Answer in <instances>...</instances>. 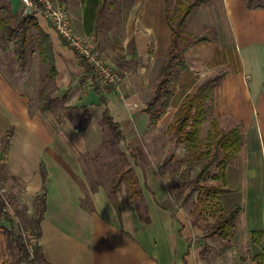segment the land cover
Instances as JSON below:
<instances>
[{"label":"crops","instance_id":"0c3cea01","mask_svg":"<svg viewBox=\"0 0 264 264\" xmlns=\"http://www.w3.org/2000/svg\"><path fill=\"white\" fill-rule=\"evenodd\" d=\"M7 1L10 15L18 16L21 1ZM55 1L68 11L76 33L91 39L103 60L122 77L127 103L113 91L103 96L108 115L124 136L116 145L124 153L123 146L125 150L131 147L128 138L145 137L149 132L145 111L170 46L166 6L169 11L171 5L192 0ZM203 1L187 18L185 32L207 36L208 41L188 47L187 70L175 74L170 105L155 127L169 115H176L186 97L200 86L218 78L208 101L209 120L218 123V130H239L242 137L239 152L225 169L226 194L234 193L236 185L243 191L245 188V197H249L245 205L227 210L241 208L232 248L222 252L221 245L188 241L177 228L178 214L154 163L141 166L129 156L133 161L130 169L141 188V214L125 191L113 198L96 174L92 177L88 168L84 174L83 159L106 152L105 132L97 119L99 114L102 119L103 105L74 51L62 44L44 19L36 17L50 37L54 54L52 97L61 99L62 108L75 110L60 119L53 111L38 110L41 60L34 53V64L18 86L11 87L0 73V146L11 131L4 170L20 184V205L33 209L36 196L46 189L39 224L43 264H257L253 257L264 250V9H247L244 0ZM128 103L137 107L130 111ZM81 115L87 124L78 132L75 127ZM21 122L38 139V147L27 158L16 151ZM206 123L204 120L201 128ZM247 170L248 175L244 174ZM244 175L250 181H243ZM254 187L261 192L256 210L253 203L257 200L251 197ZM259 231L262 238L257 245L251 233ZM243 236L244 245H240ZM6 238L0 230V264L6 262Z\"/></svg>","mask_w":264,"mask_h":264},{"label":"trees","instance_id":"16d2710c","mask_svg":"<svg viewBox=\"0 0 264 264\" xmlns=\"http://www.w3.org/2000/svg\"><path fill=\"white\" fill-rule=\"evenodd\" d=\"M258 1L259 0H244V4L247 9H264V4H260ZM203 2V0H192L187 4L179 3V11L176 17L170 16V13L166 6V21L170 28V46L166 59L162 62L159 68L157 80L153 89V95L147 103L145 112L148 114L150 126H153L157 123L162 114H164V112L170 105L173 94L172 83L175 74L187 70V66L185 64V53L188 47L191 44L208 41L207 36L194 37L185 34V24L187 18L190 17L194 13L195 9ZM0 13H2L4 17H6L5 19L0 20V31L1 33H4L1 38L3 39V37L5 36H19L17 50L15 53V56L17 58L16 63L18 65L17 73L15 75L16 78H18V82H23L27 77L29 62L26 55L29 45L32 44L36 49L41 63L47 68V72L45 75L46 82L37 93V107L38 110L42 113L53 111L55 105H58L57 102H60V100L52 97L53 91L55 90L52 86V82L56 76V69L50 37L39 27L36 17L33 15H22L20 17L12 15H10L11 17L5 16L10 13L7 0H0ZM12 17L15 19H19L17 24V30L20 31L19 33H16L15 30H11L10 26H8V23H6V20ZM31 30L34 31V35L32 34ZM214 39L215 36L213 37V40ZM60 40L64 46H67V44L62 39ZM75 55L78 64L85 70V72L92 80L93 91L96 93V95L99 96L100 103L103 105L102 122L105 124V126H107L111 133V139L108 141H104V144H110V146L115 148L118 143L124 140V136L121 133L119 124L115 123L108 115L106 100L103 94L104 92H110L111 90L103 88L100 85L97 76L93 73V71L85 63V61L76 53ZM134 58L135 54L133 55L132 59ZM215 83V80L204 83L193 95L186 97V99L183 101L175 116L174 123L170 126V129L174 133L175 143L169 150L166 158L160 166V169L173 163L176 156L180 153L183 154L185 152H191L193 150H200L199 131L201 125L205 120L207 110L206 103L211 99L210 93ZM67 109L74 111L75 107ZM86 124L87 122L84 119V116L81 115L80 120L75 127L76 131H84ZM10 136L11 131H8L2 139L0 153H5L9 145L8 141ZM241 144L242 137L239 130L237 129L230 130L221 135L215 143L214 153L211 156L207 155V159H205L204 157V164L191 183L194 192H198V203L204 204L202 200L203 196H205L206 198H210V200L212 201L216 200L215 205L218 207L220 213L215 218L213 224L207 225V229H210L212 231L210 237L219 238L221 243L220 250L222 252L232 248V238L233 234L235 233V226L238 221L241 208L239 206H235L230 211L225 212L221 207L219 197L229 192V189L207 187L203 184L205 183L211 169L217 167L219 171L216 175H213L212 178L214 180L220 179L224 185L225 169L227 165L234 160L235 156L239 152ZM119 154L122 155L124 153L119 152ZM197 156L202 157L203 155L198 152ZM130 157L135 160V164L138 163L136 155H130ZM131 171L132 170L126 171L125 175L131 174ZM129 176V193L127 199L128 201H132L134 203L136 200H139L141 188L137 178L133 174ZM122 180L123 177L119 178L117 181L112 182L113 194L115 193L117 186L122 182ZM45 199L46 189L45 187H43L42 192L35 198V218H33L27 224L28 228L35 235L38 242L40 238L39 224L43 219L45 211ZM85 205H87L86 202ZM3 206L4 202L0 196V218L8 226L5 227L2 232L11 242L14 243L19 256V262H23L26 264H37L34 259L35 257H39L42 260L40 246L37 245L34 248V255L31 259L29 257V254H27L26 252V248L21 237L14 231V221L8 214L2 212ZM136 210L139 212V207L136 206ZM251 238L252 241L258 245L262 238V232L259 231L251 233ZM253 260L257 264H264V250L260 255L253 257ZM3 264L8 263L5 262Z\"/></svg>","mask_w":264,"mask_h":264},{"label":"rangeland","instance_id":"374dc122","mask_svg":"<svg viewBox=\"0 0 264 264\" xmlns=\"http://www.w3.org/2000/svg\"><path fill=\"white\" fill-rule=\"evenodd\" d=\"M260 4H264V0L258 1ZM172 3V2H171ZM179 11L178 4H175V6L171 5V8L169 9V13L171 17H176ZM22 15H26L23 12V7H21L20 14L17 17H20ZM8 17L10 16V13L5 15ZM191 17V16H190ZM4 15L0 13V20L5 19ZM18 20L15 18H9L6 20L8 23V26H10L11 30H15L16 33H19L20 31L17 30L18 27ZM189 21V20H188ZM187 23V22H186ZM189 31H192L191 29ZM32 34L34 35V31L31 30ZM4 33H1L0 31V73L4 77V79L9 83L11 87L18 86V78H16V73L18 69V65L16 63V50H17V43L19 40V36H5L3 39L1 38ZM186 34V32H185ZM192 34V33H191ZM7 35V34H6ZM187 35V34H186ZM195 37V36H194ZM27 59L29 62L28 71L30 68H32L33 63V55L34 53L37 55L36 49L34 45L30 44L27 49ZM40 61V60H39ZM34 64V63H33ZM40 71L38 70V91L43 87V85L46 82L45 75L47 72V68L43 66V64L40 61ZM218 78H216V81ZM217 84V83H215ZM211 86V85H210ZM211 90V89H210ZM212 91V90H211ZM57 102L58 105H55V108L53 110L54 117L56 119H60L62 115L69 116L73 115L72 110L61 107L64 106V104L61 102ZM207 110H206V117L205 120H207V123L201 128L199 131V147L200 150H193L191 152H185L180 153L176 156L173 163L170 165L163 167L160 169V166L162 165L164 159L166 158L169 150L173 147V144L175 143L174 133L170 129V126L174 123L175 120V114L169 115L168 117L164 118L163 121L159 122V126L156 128L155 125L149 127V132L146 134L145 137L141 138H128V143H130V149L125 150L124 146L121 148L122 151H124L125 154L120 155L119 149L117 146L113 148L110 146V144H106V152L103 154L94 155L93 157H87L88 159H83L85 170L84 174H88V172H93L92 177L98 176V181L103 182L104 186L107 188V190L110 192L111 196L115 198V195L118 192H126L128 195L129 193V185H128V179L129 175H134L132 173L129 175H125L126 171L131 170L130 164L133 163L132 159L129 157L130 155H136L137 162L141 166L147 165V163L152 162L157 168V172L159 177L165 178V177H171V182L167 183L165 185L166 190L168 191V194L170 198L172 199L174 203V209L178 214V227L180 230H182L185 237L188 238V241L192 244L193 242L196 243H203L205 242L206 245H214L215 247H218L221 245L220 240L218 237H210L212 234V231L210 229H207V225H211L214 223L215 218L219 215L220 211L218 207L215 205V201L210 200V198H206L203 196L202 200L204 204L197 202L198 192H194L192 188V181L197 176L199 170L204 164V157L207 159V157L212 155L214 153V146L218 138L225 134V131L218 130V123L211 122L210 114L211 109L209 108V103H206ZM145 115V114H144ZM161 118V117H160ZM97 119L99 120L98 124L103 128L105 132V141H108L111 139V133L107 126L102 122L101 115L99 114ZM80 118H78V121ZM203 125V124H202ZM201 125V126H202ZM2 128V123H0V130ZM201 153L203 155L202 157H198L197 154ZM208 155V156H207ZM4 154L0 153V193L5 197L6 202L8 203L10 207V211L12 214L9 216L13 220L12 217L17 219L18 223L14 222V231L17 235H19L23 241V244L26 248L27 254H29V257L33 258L34 248L39 245L38 240L36 239L35 235L32 233V231L28 228L27 224L30 222L33 218H35V207L31 210H28L25 206L22 204L20 205L18 200L17 193H20V184L16 181L11 179L7 176L5 170H4ZM259 162V161H258ZM95 163V164H94ZM92 166H96L97 168L95 170L92 169ZM88 168V172L86 170ZM96 171V173H95ZM219 169L212 168L209 172L204 186L207 187H219V188H225L226 185L222 183V181L214 180L212 178L213 175H216L218 173ZM98 172V173H97ZM96 174V175H95ZM244 174L248 175V170L245 171ZM245 178L243 181H250L246 178V175H244ZM123 177L122 182L117 186V189L115 193L113 194L112 189V182L117 181L119 178ZM255 184V179L253 180ZM258 183V180L256 181ZM243 185V184H242ZM241 185V187H242ZM247 186V185H246ZM236 190L234 193L229 194H223L221 196V203L224 208V210H229L232 206L240 204L241 206L245 205V202L249 200V197H245V188L244 191L242 188L238 186H233ZM247 188V187H246ZM258 190V187H254L253 195L251 196L253 201V208L256 210L258 207V204L260 203V190ZM126 195V196H127ZM134 205L139 207V213H143V205L144 203L140 200H136L134 202ZM14 221V220H13ZM5 227H8L7 224L0 218V230L3 231ZM22 231L29 233V235L32 236V245L31 248H29L30 240L22 234ZM23 232V233H24ZM9 243L8 245V251L6 256V262L8 264H26V263H20L19 262V256L17 253V250L14 246V243L11 242L8 238H6ZM199 241V242H198ZM240 245H244V236L241 237V243ZM206 248H210V246H207ZM208 257V256H207ZM37 264H43L42 260L39 257L34 258Z\"/></svg>","mask_w":264,"mask_h":264},{"label":"built area","instance_id":"2783aa9c","mask_svg":"<svg viewBox=\"0 0 264 264\" xmlns=\"http://www.w3.org/2000/svg\"><path fill=\"white\" fill-rule=\"evenodd\" d=\"M24 16L33 15L44 19L50 27L55 31L60 39H62L69 48L79 55L85 63L90 67L93 73L97 76L100 85L103 88L110 89L119 95L125 103L122 90L121 75L99 54L95 43L88 38L80 36L76 33L68 11L59 5L55 0H20ZM128 110L136 108V105L126 104ZM4 202L2 212L8 215L12 214L10 207L5 200V197L0 193ZM14 222L18 223L17 219L12 217ZM22 231V234L30 240L29 248L32 245V236L29 233Z\"/></svg>","mask_w":264,"mask_h":264},{"label":"clouds","instance_id":"9594fccd","mask_svg":"<svg viewBox=\"0 0 264 264\" xmlns=\"http://www.w3.org/2000/svg\"><path fill=\"white\" fill-rule=\"evenodd\" d=\"M20 134L17 138L16 151L21 158H27L38 147V139L35 134L23 122L20 124ZM162 182H171V177L162 178Z\"/></svg>","mask_w":264,"mask_h":264}]
</instances>
